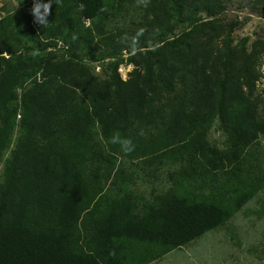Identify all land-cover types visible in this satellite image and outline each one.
I'll return each mask as SVG.
<instances>
[{"label": "trees", "instance_id": "obj_1", "mask_svg": "<svg viewBox=\"0 0 264 264\" xmlns=\"http://www.w3.org/2000/svg\"><path fill=\"white\" fill-rule=\"evenodd\" d=\"M15 1L0 17V264H148L252 199L264 216V40L234 43L218 16L230 0H53L45 26L36 0ZM128 7L145 24L151 15L142 35L110 27ZM122 50L136 65L125 80ZM83 56L114 58L107 80ZM214 118L227 135L218 154L207 142ZM117 131L131 154L109 142ZM119 155L139 161L127 171ZM163 161L181 165L147 200L136 166L147 182Z\"/></svg>", "mask_w": 264, "mask_h": 264}, {"label": "rangeland", "instance_id": "obj_2", "mask_svg": "<svg viewBox=\"0 0 264 264\" xmlns=\"http://www.w3.org/2000/svg\"><path fill=\"white\" fill-rule=\"evenodd\" d=\"M16 7L15 0H0V17ZM141 12L138 8L135 12H132L130 7H128L120 15L112 19L113 22H110V27H119L125 32L131 31L134 27L139 30H145L147 26L151 25V15H148L145 24L141 20ZM218 16L221 23H226L231 28V36L234 43H240L242 39H246L249 47L255 40H264V7L257 6L252 3V0H230L227 3L225 11ZM139 20L142 22L138 23ZM85 24L88 26L90 22L85 20ZM174 32L179 33L180 28L173 29ZM57 45L60 47L62 43L58 41ZM62 49L65 50L64 54L66 56L69 55L65 48ZM132 54V52L126 50H122L119 53L122 61L117 67V73L122 80L127 79L130 72L136 67L129 60ZM83 61L90 65L91 71L101 78V80H107L111 74L114 58L105 57L89 61L83 56ZM261 71L264 72V64L261 66ZM263 85V79L257 82L258 89ZM20 91L21 89H18V96H20ZM17 119H19V115ZM16 134L17 129L14 130L13 142ZM207 142L209 148L217 154L227 145V135L221 129L218 118L213 119L207 131ZM100 144L101 148H107L104 140H101ZM259 144L260 153L264 157V137L260 138ZM8 154L9 150L4 153L3 159L0 162V183L3 181L5 159ZM123 157L119 155L117 163L120 162L127 171L133 170L135 168L134 163L139 161ZM98 160L100 161L99 165L102 162L104 163L105 156H100ZM180 165L181 163L173 164L169 161L153 165V168L156 170L153 172V176H149L147 182L143 180L146 177V173L136 166L133 186L138 189L145 199H154V196L158 195L159 192L169 188L171 176L176 172L178 167L180 168ZM256 209H258L257 200L252 199L224 226L207 231L191 243L174 249L160 259L148 264H264V256L259 252L264 245V216L259 217Z\"/></svg>", "mask_w": 264, "mask_h": 264}, {"label": "clouds", "instance_id": "obj_3", "mask_svg": "<svg viewBox=\"0 0 264 264\" xmlns=\"http://www.w3.org/2000/svg\"><path fill=\"white\" fill-rule=\"evenodd\" d=\"M55 4H58L60 2V0H54ZM150 0H136V4L137 6H141L144 8L148 7ZM53 3V0H48L47 3H42L40 2V0H36V3L34 4L33 8H32V13L34 15V18L36 20V22H38L39 24L45 26L48 22H47V16L50 13L51 10V5ZM81 9H83V5L80 6ZM41 9H43V11L41 12ZM143 34V29H141L137 36L142 35ZM73 39H75V37H73ZM136 38H134L135 40ZM5 57L8 56L7 53L3 54ZM139 135H143V131L141 130L139 133ZM110 143L112 144H118L120 146L121 151L125 154H131L134 150H135V144L132 140V138L130 137H123L121 136V134L117 131L114 132L110 138ZM113 253H110V255Z\"/></svg>", "mask_w": 264, "mask_h": 264}]
</instances>
